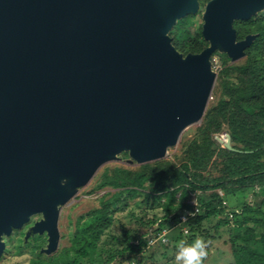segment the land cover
Returning a JSON list of instances; mask_svg holds the SVG:
<instances>
[{
  "label": "water",
  "instance_id": "obj_1",
  "mask_svg": "<svg viewBox=\"0 0 264 264\" xmlns=\"http://www.w3.org/2000/svg\"><path fill=\"white\" fill-rule=\"evenodd\" d=\"M198 0H0V223L41 215L56 251L59 214L105 164L128 154L143 165L168 156L202 120L217 73L211 56L245 57L234 21L264 0H210L199 53L172 44ZM216 141L234 151L230 136ZM66 180L65 184H61Z\"/></svg>",
  "mask_w": 264,
  "mask_h": 264
},
{
  "label": "trees",
  "instance_id": "obj_2",
  "mask_svg": "<svg viewBox=\"0 0 264 264\" xmlns=\"http://www.w3.org/2000/svg\"><path fill=\"white\" fill-rule=\"evenodd\" d=\"M187 20L177 22V32H170L172 44L182 54L199 53L208 44L201 30L195 35L184 31ZM233 27L238 41L250 34L256 38L239 65H231L225 54L215 52L211 56L219 55L222 68L214 98L212 94L197 136L182 144L179 166L158 161L137 168L116 166L105 170L87 194L104 189L117 191L106 193L98 207L76 219L70 247L47 259L37 256L32 264H84L85 260L89 264L155 263L149 250L159 249L163 251L161 255L168 250L160 241L152 246L137 232L125 231L120 238L112 236L102 242L117 211L122 212L138 195L143 198L137 204L145 207V212L158 207L163 210L157 233L171 224L179 226L182 222L178 213L192 211L190 201H196L198 213L185 222V234L189 236L185 237L182 229L170 234V242L184 240L191 244L200 235L210 245L226 229L228 264H264V16L259 13L249 20L236 21ZM231 75L236 82L226 78ZM221 133L230 136L234 151L220 147L214 136ZM119 157L125 160L128 154ZM212 168L214 172L210 174ZM218 191L223 192L222 197ZM250 195L260 199L259 206L241 204L233 210L224 204L229 198ZM157 219L144 223L151 225Z\"/></svg>",
  "mask_w": 264,
  "mask_h": 264
},
{
  "label": "rangeland",
  "instance_id": "obj_3",
  "mask_svg": "<svg viewBox=\"0 0 264 264\" xmlns=\"http://www.w3.org/2000/svg\"><path fill=\"white\" fill-rule=\"evenodd\" d=\"M260 13H261V15L264 16V11H262ZM184 24L186 27L184 29V31L189 30V32L192 35L198 34L199 30H201V18L199 16L193 15V16L189 17L188 20L186 22H184ZM176 27L177 26L175 24L174 27L172 28V30L174 31ZM175 32H177V31L175 30ZM212 58L214 60H216V63H215L216 67L214 68V70L217 73V77H218V72L221 71V69H222L221 65H220L221 59H220L219 55L213 56ZM242 59H240L239 61L234 62V63L230 62V64L231 65L232 64L233 65L234 64L239 65L242 63ZM226 78H228V80H230V81L236 82V77L234 75L228 76ZM215 84H214V87H215ZM214 87H213V90H214ZM213 90H212V94H213ZM212 96L214 98V94ZM212 96H211L210 100H213ZM202 121H203V118L198 123H196L192 126H189L187 129H185L183 131V133L181 134V136L178 140V143L173 148H170L168 150V156L166 158H163V159L157 160V161H153L150 163H154V162H158V161H165V162L169 161L172 164H174L175 166H179V162L177 159L179 157H181L182 144L185 142H190L191 140L194 139V137L197 136L198 131L202 126ZM226 134L227 133H221L217 136H214V138H215V140H216V138H220V139L226 141V138H225ZM220 147H223V146L220 144ZM150 163H146V164H150ZM116 166H131V167L137 168V166H140V165L135 164V163L134 164L129 163L128 159L122 160L121 158L118 161L110 162V163L103 165L96 172V174L91 179V181L88 183V185H86L84 188L80 189V191L76 194V196L74 198H72L66 205H64L62 207L60 214H59V220H58V230H59V236H60L59 242H58V247H57L55 252L48 255L47 257L43 256L42 259H47L48 257L55 256L62 249L70 247L69 237H70V235L74 229L76 219L79 216H81L82 214L98 207L99 199L102 196H104L106 193H109V192L113 193V192L117 191V190L104 189L102 191H96L92 195L87 194V192H89L91 189L95 188L94 186L96 184V181L99 179L100 175L105 170L113 169ZM213 172L214 171L212 168L210 170V174H212ZM205 178L209 179L210 177H209V175H207L205 173ZM218 194H219V196H223L222 191H218ZM142 198H143V196L138 195L137 197H135L134 199H132L128 202V206L122 212L117 211V213L115 214V217L113 219V223L111 225L110 230L107 231L108 233H106L102 237V242H106V240L111 239L112 236L120 238V237H122V235L125 231H128L130 233L131 232L132 233L137 232L139 235H141L142 237L147 239L149 245L153 246V244H156L157 241L154 240L152 243H149V240L158 234L156 232V230L158 229V224L163 220L162 219L163 210L158 207L154 210H146V212H145L144 211L145 207H142L139 204H137L138 202H140L142 200ZM162 201H164V199H162ZM259 202H260V199L250 195L247 197L237 196V197L229 198L227 201H224V204L225 205L227 204L228 207H230L231 209L234 210V208H236V209L240 208L241 204H249V205L253 206V205H258ZM184 212H187V210H183L180 213H184ZM180 213H178L179 216L181 215ZM170 216H171V214L169 215V217ZM155 218H158L155 221L156 223H153L151 225H145V223H144L145 221L153 220ZM185 222H182L181 224H179V226H174V224H171V226L168 225L162 229V230H166L165 231V233H166L165 238L167 241L165 243L164 242L162 243V244H165V246H168L167 247L168 250L166 251V255L165 254L161 255L163 251H161L159 249H157V250H156V248L150 249L149 252H150V254L153 253V256H154L153 260L155 261V263L148 262L147 264H175V255H176V251H177L176 246H177L178 242H170L169 238H170V234L172 236V235L176 234L177 232H180L182 229L184 230V232H183L184 236L188 237L189 233L185 234L186 233L185 231L188 230V228L185 225ZM214 222L215 221L213 220L211 222L210 226L212 224H214ZM212 232L213 231H211V233ZM198 237H201V236L199 235ZM228 240H229V234L226 231V229H224L221 232L220 237L216 236L213 243L208 245L209 254L204 259L203 264H228L229 260L225 255L226 254L225 251H227L229 249L228 248L229 247ZM84 264H89V261L85 260ZM111 264H114V263H111Z\"/></svg>",
  "mask_w": 264,
  "mask_h": 264
},
{
  "label": "flooded vegetation",
  "instance_id": "obj_4",
  "mask_svg": "<svg viewBox=\"0 0 264 264\" xmlns=\"http://www.w3.org/2000/svg\"><path fill=\"white\" fill-rule=\"evenodd\" d=\"M209 1L198 0L199 7L194 16L201 18V26L202 14ZM191 16L187 15L181 20ZM41 218V215L32 216L18 228L8 222L0 223V264H32L35 257L48 256L43 251L47 246V234H33V227Z\"/></svg>",
  "mask_w": 264,
  "mask_h": 264
},
{
  "label": "clouds",
  "instance_id": "obj_5",
  "mask_svg": "<svg viewBox=\"0 0 264 264\" xmlns=\"http://www.w3.org/2000/svg\"><path fill=\"white\" fill-rule=\"evenodd\" d=\"M210 60L212 65L213 58H210ZM212 70L215 71L213 68ZM66 182V180H62L61 184L63 185ZM176 247L175 264H203L208 255V242L203 237H197L191 244L181 240Z\"/></svg>",
  "mask_w": 264,
  "mask_h": 264
},
{
  "label": "built area",
  "instance_id": "obj_6",
  "mask_svg": "<svg viewBox=\"0 0 264 264\" xmlns=\"http://www.w3.org/2000/svg\"><path fill=\"white\" fill-rule=\"evenodd\" d=\"M215 63H216V60H212V68L214 69L216 66H215ZM190 205L192 206V211H188V212H184V213H180L181 215L179 216V220L181 221V222H185V221H187V218L190 216V217H192V216H194V215H196L197 213H198V207H197V205H196V201H194V200H192L191 202H190ZM165 231L166 230H162L161 232H159L156 236H154L153 238H151L150 240H149V243H152L154 240L155 241H157V242H161V244L164 242H166L167 240H166V238H165V235H166V233H165ZM186 232V231H185ZM156 242V243H157Z\"/></svg>",
  "mask_w": 264,
  "mask_h": 264
}]
</instances>
